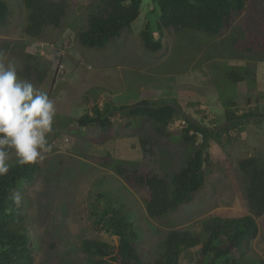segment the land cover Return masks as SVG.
<instances>
[{"label":"rangeland","instance_id":"obj_1","mask_svg":"<svg viewBox=\"0 0 264 264\" xmlns=\"http://www.w3.org/2000/svg\"><path fill=\"white\" fill-rule=\"evenodd\" d=\"M5 1L11 16L0 25V63L14 62L19 77L23 70L20 46L36 56L44 75L34 87L47 92L56 109L53 130L47 136L49 150L38 160L42 170L17 189L23 197L34 264H48L54 243L57 257L70 264H85L79 247L84 238L118 246L119 237L112 232V209L132 223L141 251L149 258L158 255L157 243L172 227L199 230L205 217L249 212L245 176L238 161L251 155L264 160V54L232 50L231 31L221 37L186 30L160 32L156 25L160 12L152 0H143L137 19L107 48L83 46L76 38L100 0H68L65 29L49 27L44 38L35 39L25 33L24 1ZM242 19L240 16L230 29L236 30ZM147 23L157 37L161 33L167 37V50L144 49L140 31ZM6 45L11 50L4 52ZM175 46H183L178 55ZM178 59L196 63V71L186 74L183 86L175 85L176 76L160 78L149 69L175 66ZM233 67L247 68L254 76L234 82L226 76ZM154 91L159 96L165 93L156 101L177 107L165 129L156 131L153 121L116 111L112 113L115 129L110 139L97 143L93 138L98 127L77 123V118L92 113L94 104L103 107L107 98L112 104H131ZM229 108L237 114L255 115L227 129L225 112ZM188 119L212 130L206 153L207 179L193 201L156 220L146 212L145 191L127 186L113 166L127 170L145 166L162 177L179 170L189 153L179 134ZM201 139L199 135L198 142ZM8 154L9 165L14 164V150ZM106 154L111 157L108 163L100 160ZM257 220L259 233L241 252L243 264L264 259V215ZM201 246L186 250L181 264H197Z\"/></svg>","mask_w":264,"mask_h":264},{"label":"trees","instance_id":"obj_2","mask_svg":"<svg viewBox=\"0 0 264 264\" xmlns=\"http://www.w3.org/2000/svg\"><path fill=\"white\" fill-rule=\"evenodd\" d=\"M23 1L27 11L25 33L30 37L44 38L49 27L65 29L68 0ZM152 1L160 12L156 23L160 32L165 29L186 30L210 37H221L231 31L229 45L232 50L258 56L264 54V0ZM142 2L143 0H100L97 9L88 13L85 25L78 29L77 41L87 47L107 48L137 19ZM10 16L8 2L0 0V25L6 24ZM240 16L243 19L239 21L236 30L230 29ZM140 36L147 52L167 50L169 47L167 37L161 33L156 39V34L148 23L141 30ZM9 49L11 50V46L6 45L3 51L7 52ZM19 52L23 59V70L18 79L30 81L33 85L37 83L35 81H42L44 72L43 67H39L41 64L38 58L21 46ZM250 74L252 73L249 69L244 67H233L226 72L227 78L234 82L249 79ZM105 102L103 107L94 104L92 113L77 118V123L82 127H98V133L93 138L97 143L109 140L114 132L113 112L129 111L134 119H149L156 124V131L165 129L177 112L175 105L146 98L131 104H112L108 98ZM225 115L229 129L238 125L240 120L255 114H237L229 108L226 109ZM179 134L181 140L189 146V153L182 167L172 171L167 177H162L145 166L132 170L113 166L127 186L145 191L146 212L156 220L193 201L207 179L206 153L212 130L188 119ZM199 135L201 142H198ZM11 152L13 150L8 149V153ZM110 158V155L106 154L100 160L108 163ZM238 166L245 176L248 213L243 216L205 217L199 230L172 227L158 241V255L149 258L141 251L132 223L118 210L112 209V232L119 237L118 246L98 239L84 238L79 244L84 263L181 264V256L186 250L202 245L197 264H243L239 259L241 252L248 248L250 241L258 235L257 219L264 215V160L258 155H251L240 159ZM41 170L39 161L27 165L15 162L10 165L9 173L0 178V264L35 262V255L29 244L31 237L26 231L24 204L21 203V208L17 207L11 197L19 184L33 181ZM54 248L55 243L52 244L48 264H70L67 260L58 258ZM231 256L235 258L230 259ZM252 264H264V259Z\"/></svg>","mask_w":264,"mask_h":264},{"label":"clouds","instance_id":"obj_3","mask_svg":"<svg viewBox=\"0 0 264 264\" xmlns=\"http://www.w3.org/2000/svg\"><path fill=\"white\" fill-rule=\"evenodd\" d=\"M55 115L54 101L47 92L18 79L14 62L0 63V178L10 171L8 149L14 150L19 165L44 159ZM11 199L20 206L23 197L17 191Z\"/></svg>","mask_w":264,"mask_h":264},{"label":"crops","instance_id":"obj_4","mask_svg":"<svg viewBox=\"0 0 264 264\" xmlns=\"http://www.w3.org/2000/svg\"><path fill=\"white\" fill-rule=\"evenodd\" d=\"M157 36H156V39L159 38ZM182 48H183V46L182 47L175 46V54L178 55V53H181ZM191 58L193 60V57H191ZM176 63L177 64L175 66L168 67V68L164 67L163 64H162L160 66H151V67H149V69H152L154 76H157V77H160V78H163L165 76H168V77L169 76L170 77L176 76L177 80L175 81V83H176L175 85L176 86H183V85L186 84L185 83L186 82L185 81L186 74H190L191 72H195L196 71V63L193 62V61L190 62V60L185 61V62L184 61L181 62L180 59H178L176 61ZM188 80L191 81L190 79H188ZM171 83H173V81ZM163 95L159 96V92H155L154 91L152 94L149 95V97H143V98L152 99V100H158L160 97L164 98ZM137 100H139V99H136L133 102H135ZM165 102H167V101H165Z\"/></svg>","mask_w":264,"mask_h":264}]
</instances>
